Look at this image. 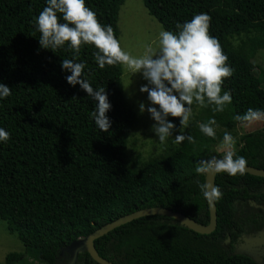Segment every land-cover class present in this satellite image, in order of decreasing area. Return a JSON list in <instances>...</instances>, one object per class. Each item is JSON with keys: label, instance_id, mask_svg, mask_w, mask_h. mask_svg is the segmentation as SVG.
I'll return each instance as SVG.
<instances>
[{"label": "trees", "instance_id": "16d2710c", "mask_svg": "<svg viewBox=\"0 0 264 264\" xmlns=\"http://www.w3.org/2000/svg\"><path fill=\"white\" fill-rule=\"evenodd\" d=\"M125 1L86 0L99 22L113 27L118 41V13ZM141 1L149 16L173 33L177 23L196 14L211 17L210 35L219 40L233 69L222 85L232 103L224 112L201 107L192 117L184 134L195 137L196 144L169 141L146 160L129 159V137L138 118L124 96L122 66L100 69L90 45L79 53L85 76L93 88L106 89L112 106L107 113L111 128L103 132L89 115L96 102L66 80L71 73L63 70L62 61L73 53L67 45L55 52L41 48L33 21L46 0H0V83L12 89L11 96L0 99V128L10 134L8 141H0V220L23 246V252L8 253L1 264H60V251L72 241L145 208L171 209L208 223L206 199L197 186L204 177L195 168L211 156L224 132L209 138L197 124L215 118L219 128L231 130L241 124L235 115L249 107L264 110V78L255 74L252 61L258 49L264 50V0ZM168 119L176 125L174 139L182 126L179 118ZM241 143L235 156L264 169L255 160L264 150L261 133H248ZM229 182L251 187L264 179L216 175L223 198L215 201L217 226L209 235L149 216L114 229L94 247L112 264H255L221 245L233 222ZM77 264L97 263L85 252Z\"/></svg>", "mask_w": 264, "mask_h": 264}, {"label": "clouds", "instance_id": "9594fccd", "mask_svg": "<svg viewBox=\"0 0 264 264\" xmlns=\"http://www.w3.org/2000/svg\"><path fill=\"white\" fill-rule=\"evenodd\" d=\"M211 17L206 13L196 14L190 21L177 23V32L161 30L157 40L146 44L140 55H132L121 47L111 25H102L97 14L87 7L86 0H46V6L34 18V26L40 33L41 48L55 52L65 47L73 53V58L63 59L62 68L71 74L66 76L67 82L80 85L88 96L95 101V110L89 115L96 126L103 132L111 128L107 113L111 104L104 87L93 88L85 76L86 64L77 62L82 46H93L95 63L100 69L105 66L121 65L132 76L142 74L146 85L140 92L146 93L151 106L139 103L141 114L147 111L155 121L152 131L160 144H165L172 137L176 125L171 123L169 116L179 118L181 128L172 140L182 144L187 140L196 144L191 135H185L193 117V104L199 107L213 106L212 111L224 112L232 103L230 91L222 92L225 78L233 74L228 66V57L223 53L219 40L210 35ZM12 95V89L0 83V99ZM76 99V98H73ZM237 122L251 125L264 121V110L249 107L247 111L233 117ZM200 132L215 139L218 127L215 118L197 124ZM10 134L0 128V141H8ZM235 138L228 132L221 142L223 156H210L200 160L195 168L198 176L210 177L226 173L236 177L243 176L247 169L244 156H235ZM203 197L212 205L223 198L218 186L205 181H197Z\"/></svg>", "mask_w": 264, "mask_h": 264}, {"label": "rangeland", "instance_id": "374dc122", "mask_svg": "<svg viewBox=\"0 0 264 264\" xmlns=\"http://www.w3.org/2000/svg\"><path fill=\"white\" fill-rule=\"evenodd\" d=\"M117 26L121 47L132 55L142 54L144 46L157 40L159 32L163 30L160 24L149 16L141 0H126L121 5L118 13ZM252 61L255 65V74L260 78H264V50L258 49ZM122 71L125 99L132 105L138 118L137 124L129 137L127 149L128 158L132 160H146L150 156L159 154L162 146L159 143L158 137L152 131V126L155 124V121L147 111L141 114L139 109L140 102L151 106L147 94L140 92L141 86L146 85L147 81L144 80L142 74L132 76L123 66ZM192 107L193 116L201 110V107L196 104H193ZM263 128L264 121L251 125L238 124L231 130H224V128L217 127L216 133H230L236 140V152L242 147V136L260 131ZM172 140L173 137H169L165 144L169 141L172 142ZM222 140H217V143L212 148L211 156H223ZM11 252H23V246L15 235L7 231V223L0 220V264L3 263L5 256Z\"/></svg>", "mask_w": 264, "mask_h": 264}, {"label": "water", "instance_id": "95a60500", "mask_svg": "<svg viewBox=\"0 0 264 264\" xmlns=\"http://www.w3.org/2000/svg\"><path fill=\"white\" fill-rule=\"evenodd\" d=\"M246 174L264 179V169L247 166ZM216 175L204 177V181L207 180L215 186ZM206 203L208 210V223L205 225L196 222L183 213L173 211L171 209H165L161 207L145 208L119 217L118 219L103 225L84 238H78L72 241L69 245H67L60 251V258H65V262L63 264H77L78 256L86 252L90 256V258L97 264H112L108 260L99 256L94 247V241L107 235L109 232L118 227H121L134 220L149 216L167 217L178 223L179 226L191 230L194 233H197L199 235H209L216 229L217 212L215 202L210 205L206 200ZM244 241L246 245H242L241 247L235 249L233 255L244 256L252 260L255 264H261L260 258L261 256H264V233L261 234V237L254 239L248 238L244 239Z\"/></svg>", "mask_w": 264, "mask_h": 264}, {"label": "flooded vegetation", "instance_id": "af4514ba", "mask_svg": "<svg viewBox=\"0 0 264 264\" xmlns=\"http://www.w3.org/2000/svg\"><path fill=\"white\" fill-rule=\"evenodd\" d=\"M259 132L264 141V128ZM255 160L264 165V150L258 157H255ZM230 183L227 185L230 192L229 198L233 197V222L226 230L227 236L221 245L226 252L233 255L235 249L246 245L244 239L258 238L264 233V184L249 187L246 184L240 186ZM260 259V263L264 264V256ZM60 261V264H63L65 258H61Z\"/></svg>", "mask_w": 264, "mask_h": 264}]
</instances>
